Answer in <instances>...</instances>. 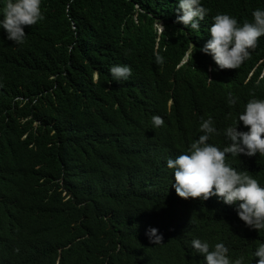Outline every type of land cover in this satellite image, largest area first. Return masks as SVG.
Instances as JSON below:
<instances>
[{
	"label": "trees",
	"instance_id": "obj_1",
	"mask_svg": "<svg viewBox=\"0 0 264 264\" xmlns=\"http://www.w3.org/2000/svg\"><path fill=\"white\" fill-rule=\"evenodd\" d=\"M202 2L198 31L175 22L178 0H42L23 43L0 29V264H205L194 238L245 262L264 243L221 198L197 218L174 214L166 158L187 151L201 117L218 129L209 141L227 145L223 129L264 98V36L237 69L200 51L212 16L252 20L264 0ZM117 64L131 66L128 80H113ZM261 161L242 156L237 170L264 185Z\"/></svg>",
	"mask_w": 264,
	"mask_h": 264
},
{
	"label": "clouds",
	"instance_id": "obj_2",
	"mask_svg": "<svg viewBox=\"0 0 264 264\" xmlns=\"http://www.w3.org/2000/svg\"><path fill=\"white\" fill-rule=\"evenodd\" d=\"M41 5L42 0H3L0 29L6 30L7 39L23 43L25 27L44 19ZM209 11L202 0H178L175 22L198 31L200 21ZM212 19L210 39L200 51L210 54L220 70L239 68L257 47L259 38L264 36V8L254 9L252 20L242 23L226 12L217 13ZM155 59L158 65L165 62L159 54ZM109 71L117 82L126 81L132 75V68L127 64L113 65ZM263 76L264 68L261 72ZM256 83L259 85L260 80ZM238 100L239 97L233 93L227 94L229 105H235ZM151 122L158 128L164 124V118L153 115ZM240 122H243L246 131L239 129ZM199 130L202 134L186 152L167 160V167L173 169L175 183L172 186L176 193L185 199L207 200L217 196L227 205H237V215L247 226L259 231L264 229V185L247 171L237 170L236 166L242 156H264V98L254 96L248 100L239 113L238 122L234 121L223 129L230 141L223 147L209 143L213 134H219L213 117H201ZM229 154L234 158H230ZM260 166H264V161ZM145 234L153 244L163 241V234L156 227L149 226ZM191 247L203 255L205 264H244L243 256L236 259L230 257L229 246L223 241L211 244L206 239L194 238ZM254 257L259 258L255 264H264V243L257 245Z\"/></svg>",
	"mask_w": 264,
	"mask_h": 264
},
{
	"label": "bare ground",
	"instance_id": "obj_3",
	"mask_svg": "<svg viewBox=\"0 0 264 264\" xmlns=\"http://www.w3.org/2000/svg\"><path fill=\"white\" fill-rule=\"evenodd\" d=\"M200 135L191 136L192 139H191V142H190L189 146L187 147V150L190 147L191 143L194 142L196 139H198V137ZM209 143H213V144H216V145H219V146L223 147L221 144H219L217 142H214V141H212V142L209 141ZM182 153L183 152L179 151V152H177L175 154H172V155L168 156L166 158V161H165L166 167H167V160L169 158H173L174 159L175 157L179 156ZM167 169L169 170V172L171 174V179H170V181H171V191L170 192H171V194H173V205H177V210H174V214H176L177 216H179L181 218L185 217V219L197 218L198 215H199L200 209L206 203H208L210 201H213V200H216V199L219 198L217 196H212V197H210L207 200H203L202 198H187V199H185V198L180 197L176 193L175 188L172 186L175 183L173 169H170L168 167H167ZM254 251H253V253H251L249 255V258L247 259V261L244 262V264H255V261L259 259L258 257H254ZM236 258H238V257H236Z\"/></svg>",
	"mask_w": 264,
	"mask_h": 264
}]
</instances>
